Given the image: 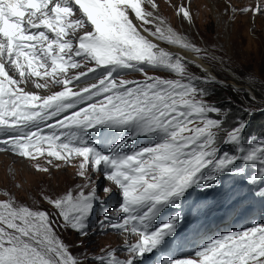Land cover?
Listing matches in <instances>:
<instances>
[{"label": "snow or ice", "instance_id": "snow-or-ice-1", "mask_svg": "<svg viewBox=\"0 0 264 264\" xmlns=\"http://www.w3.org/2000/svg\"><path fill=\"white\" fill-rule=\"evenodd\" d=\"M159 8L0 0V153L41 174L75 167L82 181L43 194L40 206L3 193L0 264H264V223L202 232L214 212L264 202V139L248 135L255 112L242 107L229 119L232 110L213 102L217 76L202 65L192 73L185 56L161 46L217 60ZM231 11L264 16V3ZM176 14L191 24L190 0ZM133 73L142 78H126ZM94 228L136 239L88 257L62 236L88 238Z\"/></svg>", "mask_w": 264, "mask_h": 264}, {"label": "rangeland", "instance_id": "rangeland-1", "mask_svg": "<svg viewBox=\"0 0 264 264\" xmlns=\"http://www.w3.org/2000/svg\"><path fill=\"white\" fill-rule=\"evenodd\" d=\"M167 1L169 0H158L163 3ZM205 1L210 8L201 11V5ZM250 1L236 0V4L241 6ZM192 5L196 12L191 24L179 19L173 12H167L170 18L169 24L186 39L205 49L209 54H214L217 60L208 63L196 53L183 52L176 48L175 50L185 55L191 54V58L200 62L198 64L189 61V70L192 73L201 75L199 66L202 65L210 69L221 82L230 85L226 86L228 88L225 94L227 100L223 101L228 102L227 106H224L225 111L229 108L232 110L229 119L236 115L234 110L242 107L251 108L256 112V123L264 125V122L260 120L262 114L264 115L261 112L264 109V18H256L254 23L250 16H231L225 0H195ZM220 57H223L222 63L219 62ZM218 90L220 88L215 86V91ZM239 101L243 103V106L239 104ZM213 102L223 103L216 101L215 97ZM76 171L75 167H66L59 171L53 170L50 175L41 174L31 168L26 161L0 155V199L8 198L3 195L7 191L20 200L38 206L43 194L60 193L81 183ZM43 207L46 208L45 205ZM74 234V232L65 233V241L78 243L80 255L86 254L88 257L99 254L101 250H118L119 244L126 240L124 237L119 238L97 231L95 228L88 238H76ZM85 264H91V261L86 260Z\"/></svg>", "mask_w": 264, "mask_h": 264}, {"label": "bare ground", "instance_id": "bare-ground-1", "mask_svg": "<svg viewBox=\"0 0 264 264\" xmlns=\"http://www.w3.org/2000/svg\"><path fill=\"white\" fill-rule=\"evenodd\" d=\"M170 51H173L174 54H176V55H183V56H185V57L187 58L188 61H193V62H196V63L200 64V62H198V61L194 60L193 58H191V56H192L191 54H190V55L187 54V55H188V56H187V55H185L184 53H181V52L175 50V48H173V49L171 48ZM209 65H210V64H209ZM196 66H197V65H196ZM213 69H214V68H213ZM219 76H220V75H219ZM226 78H227V77H226ZM245 78H246V77H245ZM223 81H224V80H223ZM245 84H246V83H245ZM236 85H237V84H236ZM231 86H232V85H231ZM237 87H238V86H237ZM242 88H243V86H242ZM225 90H226V88H225ZM225 90H224V91H225ZM229 90H230V89H229ZM225 92H226V91H225ZM231 94H232V93H231ZM231 94H230V96H231ZM235 95H236V94H235ZM233 97H234V96H233ZM233 97H232V98H233ZM230 98H231V97H230ZM236 98H237V96H236ZM248 102H249V100H248ZM250 102H252V101H250ZM251 104H252V103H251ZM226 109H227V108H226ZM260 123H261V122H260Z\"/></svg>", "mask_w": 264, "mask_h": 264}, {"label": "trees", "instance_id": "trees-1", "mask_svg": "<svg viewBox=\"0 0 264 264\" xmlns=\"http://www.w3.org/2000/svg\"><path fill=\"white\" fill-rule=\"evenodd\" d=\"M225 88H226V90H225ZM224 90L227 92V91H228V88H227V87H224V86L220 87L219 93H218V95H217L218 100L221 101V102H223L222 100L225 99V98H224V94H225L226 92H225Z\"/></svg>", "mask_w": 264, "mask_h": 264}]
</instances>
